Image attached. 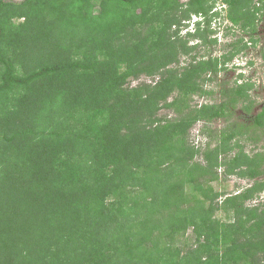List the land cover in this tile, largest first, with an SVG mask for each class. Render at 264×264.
Masks as SVG:
<instances>
[{"label":"trees","instance_id":"1","mask_svg":"<svg viewBox=\"0 0 264 264\" xmlns=\"http://www.w3.org/2000/svg\"><path fill=\"white\" fill-rule=\"evenodd\" d=\"M214 1L0 0V264H264V202L246 203L264 189V151L232 142L242 126L202 152L188 138L240 101L249 112L252 84L189 106L220 57L168 67L177 42L188 51L171 26L202 14L189 34L211 41ZM222 2L253 36L264 0ZM142 73L159 77L130 87ZM250 120L264 126V105ZM220 165L252 183L220 200Z\"/></svg>","mask_w":264,"mask_h":264},{"label":"rangeland","instance_id":"2","mask_svg":"<svg viewBox=\"0 0 264 264\" xmlns=\"http://www.w3.org/2000/svg\"><path fill=\"white\" fill-rule=\"evenodd\" d=\"M182 1L184 2L185 0ZM217 3L219 4V1ZM214 4H216V0ZM257 5H260V3L257 2ZM259 15L260 19L257 21L256 33L253 36L238 25L231 26L225 18L224 11L212 19L211 30L213 31L208 34V39H211L209 42H203L198 37H194V35L186 32L187 26H189L188 28H192L193 15L187 20H183L179 26L174 24L170 28L168 34L170 35V39L176 37L188 39V51L183 53L182 50H179V42H177V58L179 62H172L168 67H181L194 59L220 57L217 71L213 73L208 72L203 75V80L200 82L203 92L200 91L188 95L189 101L187 104L189 106L199 107L203 103L219 102L222 99L220 90L223 87H231L241 82L252 84V87L249 89V97L252 102L249 112L243 109L244 103L240 101L228 118H218L210 122L199 120L191 126L188 135L189 141L192 145L198 147L200 152L208 146L212 147L217 144L220 131L232 125L242 126L245 130L243 135L237 136L232 140V142L237 140L242 145L243 151L249 155L258 151H264V126L252 125V120H250L252 116L260 112L264 105V11ZM14 21L18 22L19 19L16 18ZM203 25L204 23L201 24V27ZM175 32L176 35L174 34ZM239 37L243 40L237 43L236 47H233L231 42H236ZM238 49L239 51H236ZM234 51L236 52L233 54ZM224 56L229 59L225 60ZM158 77L157 73L153 76H147V74L142 73L137 78H128V80L130 79L129 86H135L143 82L152 84L155 83ZM176 95H178V92L174 91L168 100L173 99ZM54 108V105L48 107V104H45L41 111L44 114H54L56 113ZM158 115L173 117L176 115V112L172 108H163L159 110ZM44 118L49 117L44 116ZM235 151H237V147L232 148L227 153V157L234 154ZM197 159L202 160V153H199ZM224 167V165H220L217 168L219 178L211 182L214 190L221 193L220 200L243 190L252 183L247 177L234 173L226 174ZM258 179L262 180L264 176ZM262 202H264V189L246 203L254 205ZM215 215L217 217H225L219 211H216Z\"/></svg>","mask_w":264,"mask_h":264},{"label":"clouds","instance_id":"3","mask_svg":"<svg viewBox=\"0 0 264 264\" xmlns=\"http://www.w3.org/2000/svg\"><path fill=\"white\" fill-rule=\"evenodd\" d=\"M219 1V4L217 3L216 1V4H214V6L212 7L211 9V15L213 16V12H216V11H221L220 13H222V8L225 7V3L222 2V0H218ZM193 17L192 18V28H188L189 26H187V31L186 32H194L196 30V27H197V23L199 22L200 24L203 23V19H204V16H202V14H193ZM189 23V22H188ZM194 28V29H193Z\"/></svg>","mask_w":264,"mask_h":264}]
</instances>
